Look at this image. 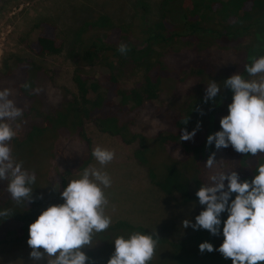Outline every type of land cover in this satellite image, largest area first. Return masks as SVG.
<instances>
[{
  "label": "trees",
  "instance_id": "obj_1",
  "mask_svg": "<svg viewBox=\"0 0 264 264\" xmlns=\"http://www.w3.org/2000/svg\"><path fill=\"white\" fill-rule=\"evenodd\" d=\"M132 8L135 15L129 24L119 25L105 15H94L82 23L67 52L74 66L75 92L61 88L63 102L52 108L53 113L43 115L40 126H32L24 137L12 139L10 143L14 147L28 143L39 145L68 133L80 139L86 146L88 158L78 169L62 174L61 188L58 187L62 192L67 176L90 164L91 142L85 132L90 123L99 133L133 146L134 160L147 171L152 185L160 193L177 199L182 206L200 207L195 193L201 185L212 183L204 178L200 164L213 152L220 151L224 158L219 172L237 171L242 180L251 179L257 174L258 165L264 163V154L255 157L238 154L231 146L217 150L215 142L206 146L208 135L221 130L215 113L232 102L233 93L225 89L224 81L234 73L245 78L248 75L245 66L251 63V58L264 56V0H162L154 17L150 16L149 4L143 0H136ZM34 30L37 36L28 44L31 53L41 59L61 55L53 25L41 22ZM130 37L141 46L138 48ZM121 44L129 49L126 55L118 50ZM218 47L228 48L230 52L231 63L224 70H217L209 60L210 49ZM171 56L177 61L173 58V63L169 62ZM132 67H140L142 72L139 80L129 88L121 84L119 74H127L134 69ZM8 68L11 74L30 69L31 76L36 79L44 73L42 67L29 59H16ZM95 68L104 71L101 78L88 75ZM211 80L218 83L221 92L205 103V90ZM185 82L193 83V93L180 108V114L168 118L165 131L157 134L153 145L143 135L132 132L137 113L159 101L162 92ZM24 89L18 88L21 93ZM28 113L33 111L25 115ZM198 123V135L193 140L181 141L182 129L188 131L190 126L196 129ZM168 143L178 147L183 156L176 160L168 156L165 162L155 164L153 146L165 152ZM7 183V180L0 181V211L10 210L8 216H0V246L26 243L29 225L41 212L50 205L63 203L61 198L58 201L50 196L40 198L42 195L35 190L33 203L22 201L18 204L8 193ZM226 219L227 213L222 214V220ZM222 227L219 236H212L203 229H192L191 234L178 241L158 236L155 255L149 264H232L218 251H199L198 246L203 242L219 248L223 242ZM134 232L153 234L124 221L94 234L91 245L83 249L89 257L88 264H107L115 251V239L118 236L128 239Z\"/></svg>",
  "mask_w": 264,
  "mask_h": 264
},
{
  "label": "rangeland",
  "instance_id": "obj_2",
  "mask_svg": "<svg viewBox=\"0 0 264 264\" xmlns=\"http://www.w3.org/2000/svg\"><path fill=\"white\" fill-rule=\"evenodd\" d=\"M135 1L0 0V92L7 90L6 99L12 101L15 108L22 110L21 116L4 121L10 123L16 131L13 139L24 137L32 126L42 124L43 115L53 113L52 108L63 102L61 88L75 92L72 83L74 66L67 52L82 23L94 15H105L119 25L129 24L135 15L132 8ZM143 1L150 6V16H156L162 0ZM41 22L50 23L56 28L58 43L62 49L61 55L41 59L28 50V44L37 36L34 27ZM129 40L135 42L138 48L141 46L133 37ZM174 57H169L168 61L172 62ZM16 59L32 60L38 67H42L44 73L37 79L31 76L30 69H26V72L18 70L16 74H11L8 67H12ZM209 60L213 61L217 70L226 69L231 63L229 49H210ZM141 72L140 67H135L131 71L128 70L127 74H119V80L123 86L130 88L139 80ZM88 75L101 78L104 71L95 68L91 69ZM258 78L249 75L245 77L248 80ZM16 86L24 87V92L21 93ZM193 91V83L185 82L162 92L159 101L137 113L132 132L143 135L153 145L157 134L165 131V122L171 116L180 114V108L188 102ZM3 103L4 101L0 100V104ZM29 110L33 113L25 115ZM227 114V108L215 113L214 117L219 126L221 117ZM194 129V126H190L188 132ZM168 130L171 131L170 128ZM85 132L90 139L92 151L97 146L113 150L115 158L107 165L101 166L92 156L86 168L67 176L65 188L71 180L79 179L85 169L91 167L100 169L108 173L112 180L111 187L103 189L109 201L105 207V214L111 217V225L124 221L133 226L146 228L153 234L157 232L158 236L171 241H178L191 234L193 228H184L182 222L187 219L194 224L195 217L203 210L202 206L185 207L177 199L160 193L152 185L147 171L134 160L133 146H126L119 138L99 133L90 123L87 124ZM197 135L196 132L195 137ZM10 147L14 160L23 161L24 169L29 173H35L33 191H38L42 198L54 197L56 201L61 198L58 187L61 188L62 174L78 169L88 158L85 144L74 134L69 133L54 136L39 145L28 143L14 147L10 143ZM153 148L156 149L153 158L155 164L165 162L168 156L175 160L183 156L180 149L172 143H168L165 152L159 151L155 146ZM223 160L222 153L217 151L215 164L211 169L205 166L207 160L200 164L207 181L211 182L210 178L220 173L219 166ZM7 182L9 183L8 180ZM30 252L27 242L2 245L0 264H34L29 258ZM47 259L46 257L44 261L35 264H46Z\"/></svg>",
  "mask_w": 264,
  "mask_h": 264
},
{
  "label": "clouds",
  "instance_id": "obj_3",
  "mask_svg": "<svg viewBox=\"0 0 264 264\" xmlns=\"http://www.w3.org/2000/svg\"><path fill=\"white\" fill-rule=\"evenodd\" d=\"M118 50L126 55L129 49L121 44ZM245 71L259 78L248 80L234 73L224 81L225 89L233 93L232 102L227 106L228 114L220 119L221 130L208 135L206 146L215 142L217 150L231 146L238 154L255 157L264 154V56L252 57ZM220 92L218 83L210 81L204 102L214 100ZM7 95V90L0 92V100L4 101L0 104V181H9L7 191L18 204L33 203L31 185L36 181L35 173L25 170L23 161L14 160L10 141L16 131L10 123L4 122L21 116L22 110L15 108L13 102L6 99ZM199 128L198 123L192 132L182 129L181 141L193 140ZM92 156L104 166L115 158V152L97 146ZM214 164L213 152L205 166L211 169ZM256 171L251 179L243 180L237 171L220 172L210 178L211 184H203L196 191L203 210L195 217L194 224L185 219L184 228L203 229L212 236H219L223 225V242L219 248L203 242L198 246L201 253L218 251L232 264L264 262V163L259 164ZM111 183L108 173L94 167L85 169L79 179L68 183L60 193L64 202L50 205L29 225L27 244L34 264L46 257V264H88L89 257L83 249L91 245L95 233L106 231L112 223L111 217L105 214L109 201L103 190L111 187ZM224 213H227L226 220H222ZM9 214L8 209L0 211V216ZM158 239L157 232H134L128 239L118 236L107 264H149Z\"/></svg>",
  "mask_w": 264,
  "mask_h": 264
}]
</instances>
